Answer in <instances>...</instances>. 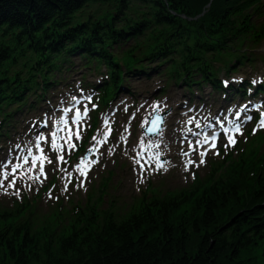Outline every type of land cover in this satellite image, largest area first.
Listing matches in <instances>:
<instances>
[{
	"label": "trees",
	"instance_id": "obj_1",
	"mask_svg": "<svg viewBox=\"0 0 264 264\" xmlns=\"http://www.w3.org/2000/svg\"><path fill=\"white\" fill-rule=\"evenodd\" d=\"M256 2L0 0V114L30 90L15 69L20 57H31L25 67L75 53L112 65L121 48L127 70L173 57L179 80L209 81L210 60L238 59L264 33ZM95 4L112 14L75 22ZM254 155L216 180L124 209L89 207L66 222L0 211V264H264V164Z\"/></svg>",
	"mask_w": 264,
	"mask_h": 264
},
{
	"label": "snow or ice",
	"instance_id": "obj_2",
	"mask_svg": "<svg viewBox=\"0 0 264 264\" xmlns=\"http://www.w3.org/2000/svg\"><path fill=\"white\" fill-rule=\"evenodd\" d=\"M237 83L241 81H235ZM253 84H256L257 81H253ZM225 87H227L228 82H224ZM249 92L251 93V89H249ZM91 103V97L86 96L81 98H77L75 96L69 97L67 101L61 100L60 104L57 106V108L53 109L52 114L48 115L45 114L44 121L40 125V127L47 129V131L50 133L51 136V144L53 150H56L57 152L60 151V148L58 147V141L60 139H65L66 143H69V147H73V145L70 144V137L72 135L71 131L64 133V137L60 136V133L64 130V128H67L69 124V116L71 115V124L73 125H79L82 120H85L88 118V114L90 112V108L88 105ZM92 107L94 108L95 105L93 104ZM152 120L151 123L153 127L148 128L147 132L149 133H156L157 135L162 136L163 134V121L165 117L160 116L159 113L162 111V109L158 105H152ZM127 110V109H125ZM252 110H255V112L258 113V119L253 127V134L256 133V131L260 130L261 128H264V105L262 104H253L251 106V109L249 108L248 104H244L238 108L232 107L229 108L225 113H221L218 116L213 117L212 119L215 120L216 125H219L220 130L223 132V138L226 139L227 143L225 144V148L227 149L230 146H234L236 143V136L242 135V126L248 122H251L254 119L253 115H249L248 113ZM191 111V110H190ZM59 113V115L57 114ZM243 114V115H242ZM112 114L105 113L103 114V127L107 129V131H103L98 133L99 136L102 138L97 139V136H94L92 139L95 141V143L88 149V152L85 154V157L81 158L80 164H78L75 167V171L79 172L80 176H85L86 171L82 167L85 160L87 159L89 154H94L96 151H98L96 145H103L107 143L108 135L111 131L109 127V119ZM231 117V119L229 118ZM145 121H148V117H145ZM187 124H193L195 123V129L184 127L182 129L183 133V139H188L189 135L194 138L195 140V146H193L192 141H189V151L181 152V155H191L195 150L196 147H203L204 144L211 145L212 148L216 147V141H217V131L213 130V124L211 121L209 123L204 124L202 126L200 120L196 119L195 117L190 118L186 122ZM159 126L157 127V125ZM211 133L208 135V133ZM79 139V135L76 137ZM46 137L45 134L37 130L35 136L26 142L18 143L14 146L12 150L9 152V156L7 160L0 162V188H3L5 192L9 188H14L16 185V182L18 179H25L26 181H32L36 182L39 181V177L44 174L43 169V159L42 156H37L34 154V149L36 152H43V149L41 147V144L43 141H45ZM121 140L126 142V137L122 134ZM116 146H113L108 149V154L111 155L113 151L115 150ZM135 151V149H133ZM13 152L16 153V155H13ZM20 153H23L24 155L21 156ZM219 155V153H215ZM161 155V153L157 152L155 153L147 162L151 163L152 160H157V168H162L163 165L158 162V157ZM206 155L205 151L199 152V164H203L205 162L204 157ZM140 154L138 153L136 158H133L134 164H139ZM59 159H62V157H58ZM14 160H22V163H13ZM41 161L39 171L37 174H32L34 170L37 168V161ZM95 161H92L94 163ZM30 163V167H25V165H28ZM188 163L195 164V161L189 160ZM198 166V165H196ZM141 168H143V165H141ZM166 171L167 169L164 168ZM66 171L67 177L69 178V182H71L72 172ZM19 172V175L17 176V173ZM9 176L12 177V180L7 183L5 186L4 181L8 180ZM83 182L79 181L78 186H82ZM31 185L29 184V188ZM64 191L68 190L67 183L64 186ZM16 195H19V189L16 190Z\"/></svg>",
	"mask_w": 264,
	"mask_h": 264
},
{
	"label": "rangeland",
	"instance_id": "obj_3",
	"mask_svg": "<svg viewBox=\"0 0 264 264\" xmlns=\"http://www.w3.org/2000/svg\"><path fill=\"white\" fill-rule=\"evenodd\" d=\"M106 8H107V10H106ZM112 7L110 6V7H106V5L104 4V5H97V4H95V5H91V6H89V7H87L84 11H83V16L82 17H76V19H75V22H81V21H85L86 20V16H90V15H94V16H96V15H103L105 12L109 15V14H112ZM255 52V51H254ZM256 53V52H255ZM263 54V53H262ZM25 60H27V61H30L31 60V57H20L19 59H18V64L15 66V69H22L23 67H24V65L26 64V61ZM71 63H72V65L73 64H75V63H79L81 60H80V58H77V57H75V58H72L71 60ZM22 62H24V63H22ZM52 62H54V61H52ZM55 63V62H54ZM25 68H23V70H24ZM25 73H24V71H23V75H24ZM207 89V88H206ZM106 196H105V201H107L113 194H118L117 192H112V190H110L109 188H108V190L106 191ZM104 204H106V202H104ZM45 214L46 213H37V215L38 216H45ZM36 216V215H35Z\"/></svg>",
	"mask_w": 264,
	"mask_h": 264
}]
</instances>
